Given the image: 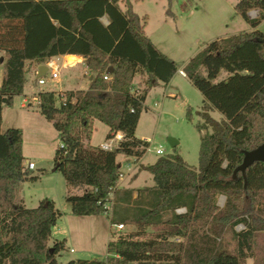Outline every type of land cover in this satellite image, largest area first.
Masks as SVG:
<instances>
[{
	"label": "trees",
	"instance_id": "obj_1",
	"mask_svg": "<svg viewBox=\"0 0 264 264\" xmlns=\"http://www.w3.org/2000/svg\"><path fill=\"white\" fill-rule=\"evenodd\" d=\"M175 1L167 0L169 16ZM235 10L252 31L208 44L182 68L204 98L198 168L179 154L162 156L139 169L153 176L155 187L120 194L117 158L145 156L150 144L136 132L147 97L159 83L168 86L180 67L147 37L148 17L135 14L131 0H0V139L14 150L0 153V264H59L65 250L64 242H56L53 253L49 247L62 217L54 204L28 209L17 200L21 185L37 178L18 153L21 131L2 133L1 127L4 109L24 94L27 74L67 55L82 57L94 76L88 90L41 92L36 99L58 133L57 171L82 192L66 202L74 216L105 214L112 226L136 229L113 236L105 261L68 264H264V163L248 168L246 180L241 173L234 179L244 153L264 144V33L258 30L264 0H238ZM252 11L257 18H250ZM137 76L142 89L135 88ZM212 111L224 118L213 119ZM96 121L109 128L108 140L122 134L114 150L91 145ZM240 224L245 230L237 232Z\"/></svg>",
	"mask_w": 264,
	"mask_h": 264
},
{
	"label": "rangeland",
	"instance_id": "obj_2",
	"mask_svg": "<svg viewBox=\"0 0 264 264\" xmlns=\"http://www.w3.org/2000/svg\"><path fill=\"white\" fill-rule=\"evenodd\" d=\"M137 1L135 12L149 18L148 35L180 68H183L208 44L251 29L235 10L238 0H176L171 8L174 16L167 15V0ZM258 30L264 33V21ZM0 55L4 57V53ZM59 64L62 65V62ZM65 73L62 69L64 81ZM3 75L0 65V87ZM47 78L49 79V76ZM224 78L226 76H223ZM37 82L36 80L33 85L30 83L27 86V94L32 91H55L61 86L51 81H47L44 86L38 85ZM64 84L67 88L84 90L88 87V79L83 78L81 85H78L77 81ZM172 93L175 97L169 96ZM24 98V96L16 97L14 105L4 109L1 127L2 133L9 130L21 131V148L18 153L36 167L32 172V178L37 180L30 179L23 183L17 194V200L28 209L38 208L43 202H52L56 210L61 212L62 217L53 228L49 242L51 249L56 242L65 243V250L57 256L59 264H68L72 261H105L109 242L114 237L130 234L133 231L132 227L126 226L124 230L112 228L110 219L105 214L97 217H77L72 214L66 197L80 195L82 192L69 188L62 173L55 171L56 150L61 145L58 133L39 113L36 99H27L26 108H22ZM29 103L32 104L31 107ZM203 106L202 94L179 72L169 87L163 83L154 87L149 92L145 111L141 115L136 132L138 138H149L152 143L144 163L153 164L154 160L160 157L156 151L162 149L165 151V156L179 154L190 166L198 168L201 138L206 131L200 133L196 127L204 123L199 114L202 113ZM210 116L217 121L224 118L218 111L210 112ZM94 127L91 145L100 147L108 140L109 128L98 121L95 122ZM169 139L179 143L175 150L169 145ZM0 153H14L5 139H0ZM123 158L129 159L133 164L134 159L120 156V159ZM147 175L151 177L150 174ZM136 185L143 186V183L138 181ZM225 200V197H220L218 202L220 208L224 207ZM152 232L149 230V233ZM261 245H263L262 240H260ZM231 246L233 247L234 244L231 243ZM247 264H254V261L249 259Z\"/></svg>",
	"mask_w": 264,
	"mask_h": 264
},
{
	"label": "crops",
	"instance_id": "obj_3",
	"mask_svg": "<svg viewBox=\"0 0 264 264\" xmlns=\"http://www.w3.org/2000/svg\"><path fill=\"white\" fill-rule=\"evenodd\" d=\"M131 2L133 4L134 13L137 14L141 18L144 17V16L139 15L137 12H135V7H136V4H137L138 1L137 0H131ZM121 8L124 10V5H121ZM254 13H257L259 15L258 11H252V12L249 13V16H250L251 19H253L252 15ZM148 20H149V18H148ZM102 22L105 25L109 24V22H108V20L106 18H103ZM148 26H149V24H148V21H147V25H146V28H145V33H146L147 37L153 42V44L156 46V48L159 51L162 52V50L157 46L155 41L148 35V28H149ZM250 31H252V28L248 32H250ZM1 53L2 52H0V54ZM2 58L4 59V57L0 55V61H1ZM51 61H54L60 67L59 81L56 82V83L61 85L58 90L51 91V92H55L57 94H61V93H66V92H70V91L83 90V88H67L64 83H66V85H68L70 82H76L77 81V83H79L78 85H81V82H82L83 78H85V77L88 79V87L86 89H84L83 91L88 90V88L90 87V83L93 80L94 76L89 72V70H88V68H87V66H86V64H85V62H84L82 57L75 56V55H67V56H62V57L55 58V59H53ZM60 62H62V65L59 64ZM0 65L2 66V70H3V74H4L3 64L0 63ZM38 68H39V66L36 68V70L32 69L26 76V85H25V90H24V94H23V96L25 97L24 101L25 100L27 101V99H37L38 94L41 93V92H34V91H32L30 94L26 93L27 86L30 83H31V85H33L35 83V81L37 80L38 81L37 83L39 85ZM62 69L66 72L65 73V78H66L65 81L62 79ZM180 69L181 70L179 71V74L181 76H183V77H186L185 74L182 72V68H180ZM48 76H49V79L47 78ZM47 77H46L48 79L47 81H50V74H48ZM172 80H171V82H172ZM141 83H142L141 76H137L136 79H135V88L136 89H142L141 88ZM170 83H169V85H170ZM169 85H168V87H169ZM169 96L170 97H175V94L172 93V94H169ZM31 106H32V104L29 103V107H31ZM22 108H26L25 102H23ZM118 134L122 135L120 133H118ZM205 135H206V133H203L202 137L205 136ZM136 137L138 138L137 133H136ZM138 139L143 140V141H147L150 144V146L152 144V143H150V139L149 138H138ZM178 145H179V143L177 144L176 148L178 147ZM146 154H145V156L142 159H140L138 161L136 159L132 158V159H134V161H132L133 164L130 163L129 159H127V158L126 159L125 158L120 159V156H118L117 163L121 166V175H122L121 179L118 182V186H117V191L120 194L122 193V191H127V190L137 191L139 189H151V188L155 187V182L153 180V176L151 175V177H150V176L147 175L149 173L139 170L142 165H144V166L152 165V164L144 163V159L146 157ZM160 157H158V158H160ZM158 158H156V160H154L153 164L157 161ZM27 163H29V162H27L25 160L24 161V165L26 166ZM138 181H142L143 186L136 185V183ZM133 198L134 199L137 198V193L136 192L133 194ZM116 226H118V225H114V226H112V228L113 227L117 228ZM126 226H129V225H126ZM129 227H132L133 231H131V233H134L135 232V227L134 226H129Z\"/></svg>",
	"mask_w": 264,
	"mask_h": 264
},
{
	"label": "built area",
	"instance_id": "obj_4",
	"mask_svg": "<svg viewBox=\"0 0 264 264\" xmlns=\"http://www.w3.org/2000/svg\"><path fill=\"white\" fill-rule=\"evenodd\" d=\"M257 16V13H254V15H252V18L255 19ZM46 66L48 67V72L47 74L42 77V78H39V85L41 86H44L47 84V75L50 74V81L53 82V83H56L59 81V74H60V67L54 62V61H50L46 64ZM184 75V74H183ZM105 80H109L108 77H105ZM25 104L28 103L26 100L24 101ZM123 136L122 135H119V134H116L113 136L112 139L110 140H107L104 144H102L100 147L102 150L104 151H112L116 148V146L118 145V143L122 140ZM150 149V148H149ZM148 149V151H149ZM156 154L158 156H165V151L160 149V150H157L156 151ZM26 167L33 171L36 169L35 165L33 163H27ZM122 175L120 176V179H121ZM113 198H114V194H110L109 198H108V203L106 205V209L108 211H111V207H112V201H113ZM178 213H184V210H179ZM119 230H124L125 226L123 225H118L116 226ZM245 230V225L244 224H240L236 227V231L237 232H241V231H244ZM73 252V251H72Z\"/></svg>",
	"mask_w": 264,
	"mask_h": 264
},
{
	"label": "water",
	"instance_id": "obj_5",
	"mask_svg": "<svg viewBox=\"0 0 264 264\" xmlns=\"http://www.w3.org/2000/svg\"><path fill=\"white\" fill-rule=\"evenodd\" d=\"M4 59L2 58L0 63L3 64ZM48 72V67L46 65H41L38 68V77L42 78L46 75ZM112 70L109 69L107 73H111ZM169 145L171 146L172 149H175L177 146V142L174 139H169L168 140ZM256 163H264V144H262L260 147L257 149L250 151V152H245L244 153V160L241 166H239L235 173H234V179H237L238 173H241L246 180V172L247 169L252 167ZM58 165L55 168V171H57ZM51 253H53V249H51Z\"/></svg>",
	"mask_w": 264,
	"mask_h": 264
}]
</instances>
